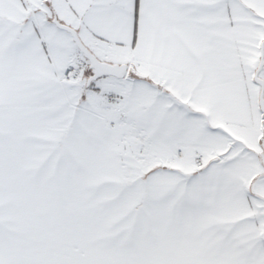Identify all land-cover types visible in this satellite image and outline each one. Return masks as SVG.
<instances>
[{
	"label": "snow or ice",
	"instance_id": "6c2138e0",
	"mask_svg": "<svg viewBox=\"0 0 264 264\" xmlns=\"http://www.w3.org/2000/svg\"><path fill=\"white\" fill-rule=\"evenodd\" d=\"M0 264H264V0H0Z\"/></svg>",
	"mask_w": 264,
	"mask_h": 264
}]
</instances>
